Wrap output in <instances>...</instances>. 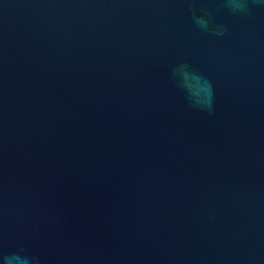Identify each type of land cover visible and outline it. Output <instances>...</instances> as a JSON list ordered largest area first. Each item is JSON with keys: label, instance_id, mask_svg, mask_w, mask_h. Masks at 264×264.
Instances as JSON below:
<instances>
[{"label": "water", "instance_id": "obj_1", "mask_svg": "<svg viewBox=\"0 0 264 264\" xmlns=\"http://www.w3.org/2000/svg\"><path fill=\"white\" fill-rule=\"evenodd\" d=\"M21 246L264 264V6L0 0V250Z\"/></svg>", "mask_w": 264, "mask_h": 264}, {"label": "clouds", "instance_id": "obj_2", "mask_svg": "<svg viewBox=\"0 0 264 264\" xmlns=\"http://www.w3.org/2000/svg\"><path fill=\"white\" fill-rule=\"evenodd\" d=\"M250 3L259 6H264V0H226V6L233 13H246L249 9ZM206 27V25H202ZM217 35H222V32H216ZM213 86L209 80H206V87L204 90V98L196 104V108L200 110L212 111L213 107ZM213 217H209L212 220ZM0 264H39L38 257L35 253L24 246L17 247L12 250H0Z\"/></svg>", "mask_w": 264, "mask_h": 264}]
</instances>
